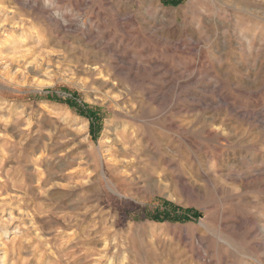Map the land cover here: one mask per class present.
I'll return each instance as SVG.
<instances>
[{"label": "rangeland", "instance_id": "374dc122", "mask_svg": "<svg viewBox=\"0 0 264 264\" xmlns=\"http://www.w3.org/2000/svg\"><path fill=\"white\" fill-rule=\"evenodd\" d=\"M0 264H264V0H0Z\"/></svg>", "mask_w": 264, "mask_h": 264}, {"label": "trees", "instance_id": "16d2710c", "mask_svg": "<svg viewBox=\"0 0 264 264\" xmlns=\"http://www.w3.org/2000/svg\"><path fill=\"white\" fill-rule=\"evenodd\" d=\"M85 108L88 109V110L91 109L90 107H85ZM78 113L81 114V115H83V116H86L89 119L90 129L92 130L93 127H94V125H95V120L97 119L96 114L95 113H90V114L87 115L86 112L81 111V110H78ZM164 206H166L168 208H171L173 213H175L176 211L179 210L178 207H176L175 205H173L170 202H164ZM185 212L186 211H182V214H184ZM182 217L184 218V216H182V215L181 216H172V217L166 216L164 218H169V219L173 220L175 218H182ZM152 218L155 219V220H159V218H163V217L160 216V215H158V214H154V215H152Z\"/></svg>", "mask_w": 264, "mask_h": 264}]
</instances>
